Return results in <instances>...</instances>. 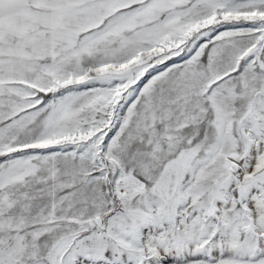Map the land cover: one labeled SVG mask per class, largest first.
Masks as SVG:
<instances>
[{"label":"snow or ice","instance_id":"1","mask_svg":"<svg viewBox=\"0 0 264 264\" xmlns=\"http://www.w3.org/2000/svg\"><path fill=\"white\" fill-rule=\"evenodd\" d=\"M0 264H264V0H0Z\"/></svg>","mask_w":264,"mask_h":264}]
</instances>
